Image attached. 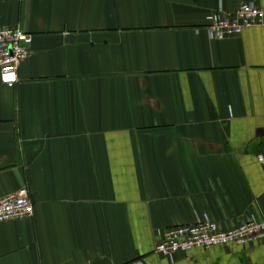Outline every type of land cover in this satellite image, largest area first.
I'll list each match as a JSON object with an SVG mask.
<instances>
[{"label": "crops", "instance_id": "1", "mask_svg": "<svg viewBox=\"0 0 264 264\" xmlns=\"http://www.w3.org/2000/svg\"><path fill=\"white\" fill-rule=\"evenodd\" d=\"M264 0H0L33 35L0 79V264H264V239L154 252L170 226L264 220V25L210 39V13Z\"/></svg>", "mask_w": 264, "mask_h": 264}, {"label": "built area", "instance_id": "2", "mask_svg": "<svg viewBox=\"0 0 264 264\" xmlns=\"http://www.w3.org/2000/svg\"><path fill=\"white\" fill-rule=\"evenodd\" d=\"M207 35L222 40L240 35L245 28L264 25L262 10L249 2L240 3L233 13L217 10L209 14ZM33 35L18 26L0 28V79L12 86L17 81V71L29 55ZM264 167V152L256 157ZM34 207L26 187L0 198V222L22 219L33 214ZM264 239V220L255 218L235 228L222 230L209 217L204 216L191 224L170 226L159 234L154 252L173 258L178 252L187 253L195 248L219 245L245 246ZM91 264V263H84Z\"/></svg>", "mask_w": 264, "mask_h": 264}]
</instances>
